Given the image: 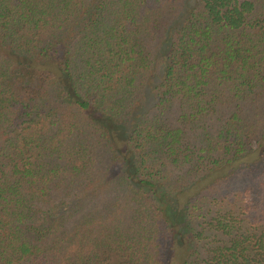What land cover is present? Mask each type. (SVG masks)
I'll list each match as a JSON object with an SVG mask.
<instances>
[{
    "label": "trees",
    "instance_id": "trees-1",
    "mask_svg": "<svg viewBox=\"0 0 264 264\" xmlns=\"http://www.w3.org/2000/svg\"><path fill=\"white\" fill-rule=\"evenodd\" d=\"M0 264H264V0H0Z\"/></svg>",
    "mask_w": 264,
    "mask_h": 264
},
{
    "label": "rangeland",
    "instance_id": "rangeland-1",
    "mask_svg": "<svg viewBox=\"0 0 264 264\" xmlns=\"http://www.w3.org/2000/svg\"><path fill=\"white\" fill-rule=\"evenodd\" d=\"M5 51H7V50H5Z\"/></svg>",
    "mask_w": 264,
    "mask_h": 264
}]
</instances>
